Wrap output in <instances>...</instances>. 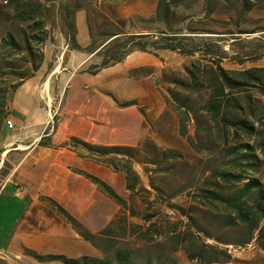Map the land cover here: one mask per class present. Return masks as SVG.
Segmentation results:
<instances>
[{
  "label": "rangeland",
  "instance_id": "obj_1",
  "mask_svg": "<svg viewBox=\"0 0 264 264\" xmlns=\"http://www.w3.org/2000/svg\"><path fill=\"white\" fill-rule=\"evenodd\" d=\"M40 1L46 3L47 7V42L56 41L59 35L60 49L68 42L66 5L70 0ZM174 1L169 0L171 5L163 11L160 8L161 0H94L87 17L97 44L106 46L100 48L90 65L99 64L112 47L107 33L119 30L128 33L179 32L180 35L192 36L193 39L187 40V43H218L228 50L229 57L223 61L228 69L264 66V0H184L180 5L173 4ZM13 14L9 7L1 4L0 34L11 32L22 42L23 27ZM135 51L142 52L134 50L130 54ZM143 53L148 58L129 71L128 65L124 64L70 78L66 99H74L81 83L86 82L89 91L97 90L113 99L142 97L140 104L145 109L146 120L142 149L134 160L142 184L138 183L136 191L128 189L122 194L128 205L120 206L97 198L94 215L89 213L77 217L68 213L94 234H100L111 226L110 235L117 239L118 247L132 251L138 264L144 263L147 255H151L152 264H264L263 249L254 242L245 246L231 244L230 241L236 239L237 235L222 225L221 215L208 211L199 202H193L198 187L204 185L212 169L227 165L232 158L231 149L237 144L231 135L228 138L223 136L225 130L221 127V121L214 120L204 110L207 91L192 93L171 81L173 77H186V66L205 58L200 53L191 55L172 50H159L158 55ZM125 71L127 75H123ZM8 80L12 82L18 79ZM62 89L51 88L53 101L49 100V89L45 92L44 88L40 89V97L37 94L34 98H38L50 113L60 103ZM26 90L17 91L16 96L18 102L22 101V106L26 105L30 110L33 109V101L37 105V100H32L31 89L29 92ZM248 91L254 92V112L249 108L243 92L233 95L246 105L247 114H243L249 115L258 127L264 129V94L254 87L248 88ZM14 98L15 92L9 100L10 105ZM189 104L192 111L190 118H187L185 112ZM41 105L35 106L33 115L42 117L44 110ZM226 108L225 101L223 112ZM236 109L240 111L238 107ZM181 114L186 117L187 136L181 131ZM29 115V112L21 113L18 109L10 114L18 124L24 120V116L26 121L36 122L27 119ZM55 117L52 116L51 121ZM51 128L52 124L48 125L46 132ZM10 135L21 139L13 132ZM188 136H192L193 140L190 141ZM247 141L254 148L244 151H250L258 164V169H251L248 174L264 179V142L261 139L258 141L255 136ZM6 150L1 154L0 168L7 160L5 173L8 175L3 177L0 173V188L17 160L11 158ZM101 170L104 171L103 168ZM51 199H41L19 223L15 245L12 250L0 253V264H51L38 261L32 254L34 251L40 254L63 253L70 257L84 254L101 256V250L77 232L66 214L58 211ZM170 202L181 208H168ZM109 209L116 214L112 222L105 223L104 216L99 213ZM122 225L126 229L123 230ZM0 232V246H7L4 233ZM190 232L194 233V243L205 241L218 248L227 247L233 259L230 262L206 263L191 260L183 244L184 234Z\"/></svg>",
  "mask_w": 264,
  "mask_h": 264
},
{
  "label": "trees",
  "instance_id": "obj_2",
  "mask_svg": "<svg viewBox=\"0 0 264 264\" xmlns=\"http://www.w3.org/2000/svg\"><path fill=\"white\" fill-rule=\"evenodd\" d=\"M93 1L70 0V3L66 5V23L69 27L68 42L71 48L97 53L106 45L97 44L96 38L92 35L91 25L89 26L91 43L83 46L77 39V12L83 9L88 12L89 8L93 6ZM183 1L175 0L173 4L180 5ZM1 4L14 12L13 16L23 27L21 29L23 41L19 42L11 32L0 34V61H2L0 63V145L2 135L9 128L6 120L11 119V113L8 110L11 95L22 86L25 79L33 76L43 63L42 45L49 37L46 29V3L40 0H0V6ZM170 5L169 0L160 2V8L163 11H166ZM24 26L30 30L25 29ZM107 36L108 39H111L109 44L112 47L103 55L99 64L90 65L89 71L92 73H97L123 61L134 50L154 55H158L159 50H172L191 55L200 53L205 58L204 60L197 59L186 66V77H173L171 81L192 93L207 91L208 99L203 106L204 110L208 111L214 120L221 121V127L225 130L223 136L228 138L231 135L237 144L233 145L231 149L232 158L227 165L212 169L204 185L198 187L193 202H199L208 211L221 215L222 225L237 235L236 239L230 241L231 244L245 246L254 242L264 250V179L248 174L251 169L257 170L258 164L253 160L250 151H244V149L254 148V145L247 141L248 138L255 136L258 141L261 139L264 142V129L258 127L256 121L250 119L249 115H245L247 114L246 105L233 95L235 92H243L249 108L254 112L255 106L252 104L255 100L254 92H247V90L254 87L256 91L264 94V66L228 69L223 65V61L229 57L228 50L218 43H201L200 45L187 43V40L193 39L192 36L180 35L179 32L128 33L115 30L108 32ZM121 37L124 38L122 42ZM8 78L18 80L9 82ZM225 101L227 108L223 112ZM137 103V100H130L121 103V105L128 106ZM184 103L187 106L186 101ZM141 111L146 116L143 107H141ZM190 111L192 108L189 104L188 110L185 112L187 118H190ZM186 117L183 114L180 116L181 131L187 136ZM188 138L190 141L193 140L192 136H188ZM241 139H246V141L243 142ZM71 141L73 145L82 146L97 156L110 155L111 157L106 159L107 162L112 164L115 169L125 172L127 188L136 191L141 177L134 168V160L139 150L142 149V144L138 147L103 146L89 143L77 137H71ZM40 144L44 145L48 142L41 139ZM4 151L5 149L0 146V161ZM118 155H122V157H118ZM7 163L8 161L5 160L0 168L3 177L8 175L5 173ZM81 173L92 179L99 188L119 204L128 205L127 200L107 182L86 171H81ZM52 202L66 214V218L79 234L101 250V256L84 254L79 257H70L63 253L40 254L34 251L32 254L38 261L51 264H138L132 251L118 247L117 239L110 235L111 226L106 227L100 234L91 233L62 206L53 200ZM167 206L173 210L181 208L172 202ZM121 220L123 221V219ZM124 227L123 230L126 229ZM183 240L184 250L191 260L206 263L230 262L233 259V255L227 247L218 248L205 241L194 243V233L192 232L185 233ZM177 244L178 242H176V247ZM141 264H152L151 255H147L145 262H141Z\"/></svg>",
  "mask_w": 264,
  "mask_h": 264
},
{
  "label": "crops",
  "instance_id": "obj_3",
  "mask_svg": "<svg viewBox=\"0 0 264 264\" xmlns=\"http://www.w3.org/2000/svg\"><path fill=\"white\" fill-rule=\"evenodd\" d=\"M81 11H83L82 14ZM76 25L79 43L83 46L89 45L91 33L86 10L77 12ZM42 51L44 53L43 63L33 76L24 80L17 91L26 88L29 92L31 89L33 91H30L32 100L36 99L35 103L41 105L38 98H34L35 95L38 94L40 97L41 88H44L45 92L49 89L48 97L53 101L54 98L50 91L55 86L58 89L63 88L61 99L58 106L54 107V111L50 113L41 105L44 110L42 117L33 115L35 106L37 107L34 101L33 109L30 110L28 106H22V101L18 102L17 91L13 102L8 106L10 113L17 109L21 113L29 112L27 119H34L36 122L26 121L24 116V120L18 124L11 118L15 123V128H8L9 131L1 137L0 146L7 149L6 153L11 158L17 160L0 188V231H3L5 241L8 242L7 246H0V253L13 249L17 240L19 223L33 206L42 201L41 199L52 198L51 200L77 217L89 213L94 215L97 198L119 204L81 171H86L104 180L124 198L122 194L128 191L125 172L115 169L107 162L106 159L111 157L110 155L92 154L82 146L73 145L71 137L103 146L138 147L143 142L146 116L141 111L142 97L113 99L100 91H89L86 82H82L80 91L75 94L74 99H66L69 90L67 86L71 84L70 78L82 73H92L89 71V65L97 57L96 52L73 49L69 46V42L59 49V35L56 41L47 42L46 40ZM143 54V52L135 51L123 61L109 67H121L125 64L128 65L129 71L138 64H142L143 59L148 58ZM123 73L127 75L126 71ZM130 100H137L138 103L128 106L121 105ZM53 113L56 117L51 121ZM50 124L52 128L46 132ZM12 132L13 135H19L21 139L10 135ZM41 139L48 144H40ZM56 209L59 211L57 206ZM99 214L104 216L106 223L112 222L116 213H111L109 209Z\"/></svg>",
  "mask_w": 264,
  "mask_h": 264
},
{
  "label": "built area",
  "instance_id": "obj_4",
  "mask_svg": "<svg viewBox=\"0 0 264 264\" xmlns=\"http://www.w3.org/2000/svg\"><path fill=\"white\" fill-rule=\"evenodd\" d=\"M6 122H7V125H8V127L10 129H14L15 128V123H14V121L12 119H7Z\"/></svg>",
  "mask_w": 264,
  "mask_h": 264
}]
</instances>
